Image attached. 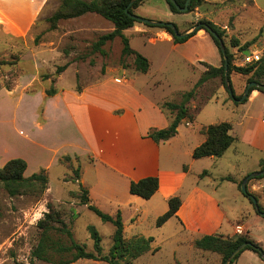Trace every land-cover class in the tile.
<instances>
[{"label": "rangeland", "instance_id": "obj_1", "mask_svg": "<svg viewBox=\"0 0 264 264\" xmlns=\"http://www.w3.org/2000/svg\"><path fill=\"white\" fill-rule=\"evenodd\" d=\"M62 1H42L34 22L21 27L7 14L8 2L12 1L0 0V60L7 62L0 67V158L16 156L24 159L28 165L26 177L41 170L48 175V189L41 196L9 197L0 187V264H54L31 260L40 234L37 223L47 212V203L61 213L73 241L82 245L86 252L96 254L88 227H93L100 236L101 255H107L111 247L113 226L102 222L80 200L82 193L76 176L80 178L81 174L85 183L92 185L96 182L94 170L81 166L79 159L66 161L64 156L57 162L54 160L52 153L61 147L58 135L60 122L51 119L41 128L47 90L54 89L58 93L93 84L104 77H118V81L133 77L135 80L137 78L140 87L148 81L158 82L154 90L157 98L160 97L163 103H178L181 94L189 91L199 76L179 52L170 51L163 42L152 43L148 40L152 37L151 33L159 29L140 22H136L132 28L147 31L141 33L136 29V34L127 33L125 36L129 46L149 61L150 70L146 76H135L138 72L133 66V56H121L122 43L118 37L105 42L99 51L93 47L101 36L113 30L112 23L101 16L89 13L59 20L55 29H50L48 19L59 10ZM161 1L145 0L133 13L151 21L174 23L180 34L193 31L198 21L213 23L223 30V42L236 67H244L241 54L245 51L264 57V0H204L192 12L174 14L167 18L168 21H165V12L160 7ZM144 34H148V38ZM202 44L205 45L204 42ZM202 51L211 63L212 52L203 47ZM14 58L17 59L16 64L10 65ZM64 65L66 69L56 73V69ZM246 80L245 76L230 75L236 96L243 95ZM205 101L207 103L203 104ZM200 105L202 107L189 127L179 124L182 132L189 134L186 145L190 146L203 138L199 133L201 127L219 122L232 125L230 135L235 140L215 161H195L189 180L198 181L218 198L229 215L230 224L243 217L242 223L248 227L249 237L257 241L264 252V216L255 213L249 200L238 189V183L245 175L263 168L264 94L252 101L235 103L222 85L221 78L216 77L198 88L194 100L189 103L190 112L194 115V107ZM163 112L171 121L170 111L165 109ZM179 158L182 163L191 162V156L182 154ZM75 169L76 176L73 172ZM226 177L231 181L222 180ZM246 188L264 213V177L251 179ZM128 196L131 195L128 193ZM130 198L142 204L126 206L120 202L116 206L106 201L90 204L110 216L122 211L124 238L139 236L154 239L150 251L139 256L133 264H221L220 255L196 248L194 238L184 233L174 219L168 220L165 226L157 227L154 213L146 200ZM237 223L241 224V221ZM59 241L63 246L70 245L66 236H59ZM64 256L70 258L69 255ZM236 263L264 264V260L246 250L233 264ZM71 264L108 263L80 259Z\"/></svg>", "mask_w": 264, "mask_h": 264}, {"label": "crops", "instance_id": "obj_2", "mask_svg": "<svg viewBox=\"0 0 264 264\" xmlns=\"http://www.w3.org/2000/svg\"><path fill=\"white\" fill-rule=\"evenodd\" d=\"M10 1L12 2H8L7 14L20 23L21 27L30 26L35 20L41 2H47V0ZM161 4L160 7L165 12V21H168L167 18H171L174 14H171L165 2L161 1ZM136 29L139 28L124 30L123 34L124 36H127V33L136 34ZM139 31L143 33L147 30L139 29ZM147 35L143 36L148 38ZM150 36L152 37L148 40L152 43L163 42L168 45L170 51L179 52L188 65L198 73L197 80L205 71L201 63L213 67L220 66L218 51L203 30L181 44H175L166 31L157 30ZM202 47L212 52L211 63L208 62ZM149 70L135 76L140 74L146 76ZM116 78L104 77L79 90L77 87L61 90L54 96L48 97L42 108L41 128L49 124L51 119H58L60 122L58 135L61 147L52 153L54 160L57 162L64 156L77 158L81 166L85 165L94 170L96 174L94 184L87 185L81 174L78 180V183L88 191L90 203L98 204L99 201H106L116 206L120 202H124L126 206L132 203L142 204L135 198H130L138 196H128L130 182L146 177H157L158 189L150 199L146 200L156 219L168 210L167 200L179 196L181 205L169 221L174 219L184 233L194 238L193 242L202 236L215 234L224 238H235L239 235L236 232L238 226L242 230V235L251 239L248 227L242 223L243 217L241 220L237 218L234 224H230L229 215L218 198L198 181L189 180L191 167L195 161L202 159L215 161V158L195 160L191 157V162L188 164L180 162L179 156L182 154L191 156L193 150L205 141V136L199 132L203 138L188 146L186 144L189 134L183 133L179 125L172 138L154 142L148 137L149 131L164 129L171 123L160 107L164 101L160 100V97L157 98L154 92L159 83L148 81L140 87L137 78L135 80L129 77L119 81ZM197 80L192 83L189 91ZM260 94L262 93L256 90L252 91L247 101H252ZM171 115L173 117V114ZM182 123L185 127L191 124L186 119L180 124ZM10 159L13 157L0 158V167ZM80 172H84L83 169ZM205 175L208 176L207 173ZM120 214L123 220L122 211ZM239 221L241 224L237 223Z\"/></svg>", "mask_w": 264, "mask_h": 264}, {"label": "trees", "instance_id": "obj_3", "mask_svg": "<svg viewBox=\"0 0 264 264\" xmlns=\"http://www.w3.org/2000/svg\"><path fill=\"white\" fill-rule=\"evenodd\" d=\"M133 0H63L58 11H56L49 19L50 29L53 30L56 27V23L59 20H66L71 18L80 17L85 14H96L109 21L113 25V30L103 36H101L98 41L94 44V48L99 51V47L104 45L107 41H112L114 38H119L122 43L121 56H133V66L135 71L138 73H146L150 68L149 61L134 51L130 46L128 39L124 36L123 31L132 28L137 22L130 18L126 13L125 9L128 7L130 2ZM145 0H134L132 4L128 7L127 12L131 15H135L133 10L141 5ZM180 6H184L185 0H175ZM204 0H191L188 5V11L185 13L179 12L169 0H165L168 10L173 14H187L192 12L195 8L201 6ZM174 24V23H173ZM175 25V24H174ZM199 27L189 33H185L182 37H177L173 34L172 30L166 25L163 26H151L159 30L166 31L171 37L175 44H181L186 42L189 38L193 37L198 31L203 30L212 40L214 46L216 47L220 59L221 65L219 67H213L208 64H203L205 71L202 73L200 78L194 84L193 88L181 94L180 102L170 103L165 102L160 105L162 110L167 109L172 117L171 123L168 127L164 129H152L148 133V137L154 142L167 141L176 134V129L182 120L186 119L193 122L198 111L203 104L207 103L205 101L202 105L194 107L196 113L194 115L190 112L189 103L194 100L195 93L198 88L202 87L205 82L209 79L220 77L222 80V85L224 84V58L228 61V79L231 86L230 75L232 73L238 74L240 76L247 77L246 83L258 82L264 84V57L260 58L259 61L252 64L245 65L244 67H236L232 64V55L229 49L225 47V53L223 54L219 48L218 39L223 42V30L214 25L209 21H198L193 27ZM176 29L177 26L175 25ZM190 27L189 29L193 28ZM212 30L218 38L211 35L207 28ZM180 34V33H179ZM224 43V42H223ZM225 46V44H224ZM233 46H237L234 44ZM17 59H13L10 65H15ZM7 64V62L0 60V67ZM66 65L58 67L56 73H61L66 69ZM263 80V81H262ZM226 89V88H225ZM232 89V87H231ZM79 90V88H78ZM258 91L264 94V90L258 88H251L242 103H245L252 91ZM46 96L52 97L56 94L54 89H49L45 92ZM234 99H239L240 96H236L232 90ZM236 103V101H234ZM232 130V125L228 122H220L216 124H210L201 128L200 132L205 136V141L197 146L192 152V159L198 160L202 158L212 157L220 158L227 149L234 142V138L230 135ZM70 157L65 156V160L69 161ZM77 159V158H75ZM27 169V163L22 158H13L4 163L0 167V187L9 197H17L22 195H35L41 196L48 189V175L45 170H41L38 173H33L30 176H24ZM264 169V164L263 168ZM77 169H75L74 175L76 176ZM205 173V172H204ZM264 176L256 177L262 178ZM79 178L76 176V180ZM222 180L231 181L229 177L223 178ZM243 180V179H242ZM242 182V181H241ZM241 182L238 183V189L240 188ZM81 190L80 200L83 205H87L88 209L91 210L102 222L110 223L114 230L111 239V247L107 255H101V239L97 231L93 227H88V232L90 238L93 242L94 250L96 254L89 253L85 251V248L77 244L72 239V234L67 228L65 221L63 220L61 213L53 207L51 203H47V212L44 213L43 218L37 223V228L40 231L39 239L36 247L31 253V260L36 259L44 262H52L54 264H71L80 259L103 261L108 264H133L142 254L150 251L151 243L153 242L152 237H133L130 239L124 238L123 235V222L121 214L118 211L115 216L107 215L101 212L97 207L90 204L88 198V191L79 184ZM158 189V179L157 177H146L138 181H132L129 184V194L138 196L144 200L150 199ZM248 200V194H243ZM256 214L260 215L261 208L258 211L255 210L252 202L249 200ZM168 210L157 217L155 224L157 227L162 226L171 217H174L178 208L181 205V199L179 196L170 197L167 200ZM57 236V239H54ZM59 236H66L70 245L63 246L59 241ZM249 242L250 246H247L239 254H237L234 260L231 262L233 264L242 254V252L249 250L259 256L257 248L259 244L249 239L245 235H238L235 238H224L220 235H205L195 240L194 246L198 249L204 251H210L221 256V264L228 258V256L241 244ZM64 255H69L70 258H66ZM55 259V260H54ZM23 264V263H17Z\"/></svg>", "mask_w": 264, "mask_h": 264}, {"label": "water", "instance_id": "obj_4", "mask_svg": "<svg viewBox=\"0 0 264 264\" xmlns=\"http://www.w3.org/2000/svg\"><path fill=\"white\" fill-rule=\"evenodd\" d=\"M134 1V0H133ZM130 2V4L128 5V7L132 4V2ZM171 2V4L181 13H185L188 11V5L190 3L191 0H185L184 2V6L183 7H180L175 0H169ZM128 7L125 9L126 13L128 14V16L132 19H134L135 21L137 22H140V23H143V24H147V25H155V26H163V25H166L167 27H169L173 34L177 37H182L184 34H179L175 25L173 23H170V22H162V21H151V20H147V19H144V18H141V17H138L136 15H131L127 12V9ZM199 27V25H197L193 30L197 29ZM207 28V27H206ZM207 30L210 32L211 35L215 36L216 38L217 35L210 29L207 28ZM218 42H219V48L221 50V52L224 54L225 53V46H224V43L222 42L221 39H218ZM227 69H228V61H227V58H224V84H225V88H226V91L229 95V97L233 100V101H236L238 103H241L245 100L249 90L251 88H258V89H262L264 90V84H261V83H258V82H250L247 84L246 86V89L244 90L243 92V95L239 98V99H234V96L232 94V89H231V86L229 84V79H228V73H227ZM264 175V169L263 170H260L258 172H253V173H250L248 175H246L241 184H240V190L243 194H248V198L249 200L252 202L254 208L256 211L259 210L258 208V203H257V200L256 198L247 193V183L253 179V178H256V177H259V176H263ZM260 215L261 216H264V213L263 212H260ZM247 246H250V243L249 242H246V243H243L241 244L240 246H238L229 256L228 258L224 261L223 264H231V262L234 260L235 256L237 254H239L242 250H244L245 247ZM257 251L259 253V256L262 260H264V252L260 249V248H257Z\"/></svg>", "mask_w": 264, "mask_h": 264}, {"label": "built area", "instance_id": "obj_5", "mask_svg": "<svg viewBox=\"0 0 264 264\" xmlns=\"http://www.w3.org/2000/svg\"><path fill=\"white\" fill-rule=\"evenodd\" d=\"M242 60H241V64L242 65H248V64H252L254 62L259 61L260 56L257 53H252L249 51H245L241 54ZM236 232L237 234L241 235L242 234V230L241 228L238 226L236 228Z\"/></svg>", "mask_w": 264, "mask_h": 264}]
</instances>
